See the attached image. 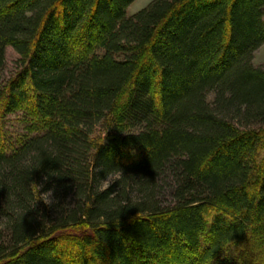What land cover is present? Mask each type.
Wrapping results in <instances>:
<instances>
[{
	"label": "trees",
	"instance_id": "trees-1",
	"mask_svg": "<svg viewBox=\"0 0 264 264\" xmlns=\"http://www.w3.org/2000/svg\"><path fill=\"white\" fill-rule=\"evenodd\" d=\"M134 2L0 0V264H264V0Z\"/></svg>",
	"mask_w": 264,
	"mask_h": 264
},
{
	"label": "rangeland",
	"instance_id": "rangeland-1",
	"mask_svg": "<svg viewBox=\"0 0 264 264\" xmlns=\"http://www.w3.org/2000/svg\"><path fill=\"white\" fill-rule=\"evenodd\" d=\"M154 0H136L128 9V16H133L139 11L145 9L149 6ZM21 58L15 52L13 48H8L6 50V63L2 73L1 86L5 87L10 79H12L20 70ZM253 64L256 68H264V45L254 54ZM215 99V94L211 93L208 95V101L213 103ZM4 131L6 133L7 140L10 144L16 145L18 140L25 136L26 134V123L24 122V114L16 113L6 116L3 121ZM106 131L102 125L98 126L91 139L93 141H101L106 138ZM114 181V178H110L107 184H110Z\"/></svg>",
	"mask_w": 264,
	"mask_h": 264
},
{
	"label": "clouds",
	"instance_id": "clouds-1",
	"mask_svg": "<svg viewBox=\"0 0 264 264\" xmlns=\"http://www.w3.org/2000/svg\"><path fill=\"white\" fill-rule=\"evenodd\" d=\"M44 181L48 180V176H44L43 177ZM36 187L38 188H43L44 184L43 183H37V182H33ZM54 188H49L47 191H45V196L43 197V202L46 205L52 206L55 205L57 203L56 197L54 196ZM235 247V242L234 241H228L224 244L223 246V251H224V255L225 257L229 256L230 254L233 255L234 253L232 252V249Z\"/></svg>",
	"mask_w": 264,
	"mask_h": 264
}]
</instances>
